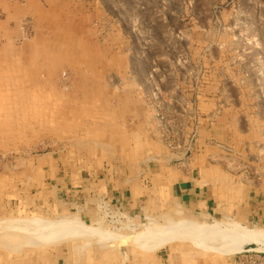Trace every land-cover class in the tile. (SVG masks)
<instances>
[{"label":"rangeland","instance_id":"rangeland-1","mask_svg":"<svg viewBox=\"0 0 264 264\" xmlns=\"http://www.w3.org/2000/svg\"><path fill=\"white\" fill-rule=\"evenodd\" d=\"M92 42L104 60L124 57L125 70L114 73L120 79L110 78L122 88H111V96L119 105L124 87L126 105L142 106L134 112L145 119L144 168L165 153L183 154L176 164L191 160L200 151L198 126L219 123L240 132L238 148H227L234 172L264 166V0H0V198L12 205L7 215L0 212V252L21 257L39 250L46 259L64 249L55 260L90 264H264L259 206L250 221L179 210L163 215L164 223L159 213L140 210L137 224L124 218L119 225L126 244L118 253L91 260L98 237L113 238L104 224L115 225L103 221L104 157L93 155L103 154L109 137L104 94L77 87L106 75L105 68H84ZM130 122L119 136L126 144L135 136ZM39 161L45 175L36 173ZM6 171L22 172V181L4 184ZM180 216L196 226L186 239L170 223ZM17 228L69 236L37 238Z\"/></svg>","mask_w":264,"mask_h":264},{"label":"crops","instance_id":"crops-1","mask_svg":"<svg viewBox=\"0 0 264 264\" xmlns=\"http://www.w3.org/2000/svg\"><path fill=\"white\" fill-rule=\"evenodd\" d=\"M91 50L92 58L90 61L85 62L84 68L86 70L90 68L92 71H100L105 68L106 75L101 77L100 74V77L103 78L102 81L94 82L90 87H87L89 85L83 87L80 78L77 87L81 91L86 88V92L104 94V99L102 98L104 101V125L107 127L104 129V134L109 137L104 139V144L101 147L104 148L103 154L93 153V155L104 157L103 221L104 223H115V225L104 224V230L110 231L111 234L108 236L113 238L110 237L111 239L100 241L98 237L99 242H96L91 251V260L94 253L95 258L98 260L100 257L96 255L97 253H108L107 258L110 259L112 258L111 253H118V247L126 244L123 239L118 237L120 234H125L121 231L119 225L124 228V218L130 222L128 225L134 226L137 224L140 217L137 211L140 210L148 217L153 216V212L159 213L161 215L160 219L164 223L163 215L177 216L179 210L212 219L241 216V220L250 221L253 213L257 215L256 211L253 212L254 207L259 206L258 216L264 217V166H251L248 172L241 173L239 171L234 172V168L231 169L230 167L233 160L232 154L227 152V148L230 146L231 148H238L239 144L236 143L241 141V137L239 138L240 132H237L236 125L229 123L210 126L201 124L198 126L200 136L198 147H200V151L196 152L191 160L176 164V159L183 157V154L178 157L177 155L165 153L157 156L159 159L157 162L153 158L148 160L146 162L148 165L146 164L144 168L142 160L147 158L145 153L148 149L143 148L145 144L139 141L143 139L141 138L144 132L142 124L145 119L144 117L137 119L140 113L136 116L134 112L135 109L140 111L142 106L137 103L138 100L137 102L135 100L130 101L131 103L126 105L128 101L126 102L124 87L118 95L119 105L114 104L115 100L111 96V88H122L120 81H117L120 79L119 75L114 73L125 70L124 59H121L124 57L116 53L113 59L108 57L104 60V52L100 51L94 42H92ZM74 54L76 56V50H74ZM114 67L119 69H114ZM92 77H95L93 73ZM112 77L117 80L115 82L110 81ZM138 77L140 78L139 73L135 72L133 79L135 80ZM95 78L98 80V77ZM211 105H208V107ZM211 107H209V110L207 109L208 112ZM129 120H131L129 124L135 136L131 140L129 139L130 142L126 144L124 139L119 136L124 135V121ZM146 143L151 144L150 140ZM234 151L236 152V148ZM127 157L134 159L125 161ZM42 163L43 161H39V165H33L37 175L40 172L45 175L46 167ZM41 165L43 167H40ZM153 167L155 168L153 169ZM6 168L9 169L10 167L6 166ZM6 172L3 175L5 178L1 181L5 182L4 184L9 182L11 186L18 185L24 176L22 172L14 174ZM62 180V183L70 184V180L65 181V177ZM24 194L20 192V199L21 204L23 203L26 206L28 202L24 199ZM15 196L19 197L18 194ZM4 197L6 196L4 195ZM8 202L9 199L0 198V212H4L6 215L12 209L11 203ZM0 218L2 217L0 216ZM94 223H97V221ZM87 243L89 242L80 246V251L82 248H86ZM76 246L73 244L70 248H77ZM58 251L63 252L64 249ZM58 251L52 250L50 254L48 252L49 257H46V260L44 254L39 250L35 253L23 254L21 257H16L12 255L11 251L6 250L0 252V264H90V260L83 262L76 259L73 262H61L56 259V261L55 256ZM86 252L87 250L81 253L84 255ZM76 253H79V251H76ZM97 264H100V262Z\"/></svg>","mask_w":264,"mask_h":264},{"label":"bare ground","instance_id":"bare-ground-1","mask_svg":"<svg viewBox=\"0 0 264 264\" xmlns=\"http://www.w3.org/2000/svg\"><path fill=\"white\" fill-rule=\"evenodd\" d=\"M55 7V6H54ZM178 215V214H177ZM180 218H181V216H180ZM178 221V220H177ZM173 222V220L172 219H170V223L172 224V225H175V228L176 229H179L180 231H179V233H177V234H175L176 235V237L178 238H184V239H186V237L188 236L189 237V232H190V230H194L195 228H196V226L195 225H193V224H188V223H185V222H183V220H182V218L181 219H179V222H178V224L176 223V224H173L172 223ZM170 226V225H169ZM3 230H6L5 228H2ZM13 229H15L14 228V226H13ZM95 229V228H94ZM17 230H18V232H26V233H30L31 235H33V236H36L37 238L39 237H41V238H44L45 236H47V237H50L51 239H61V238H63V237H65V236H69V234L68 233H64V232H56V233H53V232H47L46 230H40V232H42L43 234H45V236L44 235H42V233H40L39 235L37 234V233H35V231L37 232V230H22L21 228H17ZM85 229H83V231H84ZM32 233H31V232ZM98 231V230H97ZM169 231H170V229H169ZM176 231V230H175ZM167 232V231H166ZM74 233L75 234H77V233H82V229H77V230H75L74 231ZM103 233L104 232H102V234H101V236H103ZM104 234H106V233H104ZM111 234V233H110ZM72 236V235H71ZM172 237V236H171ZM137 240V239H136ZM153 247V246H152Z\"/></svg>","mask_w":264,"mask_h":264},{"label":"built area","instance_id":"built-area-1","mask_svg":"<svg viewBox=\"0 0 264 264\" xmlns=\"http://www.w3.org/2000/svg\"><path fill=\"white\" fill-rule=\"evenodd\" d=\"M163 119H166V116L164 115ZM165 121V120H164Z\"/></svg>","mask_w":264,"mask_h":264}]
</instances>
